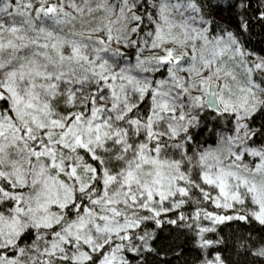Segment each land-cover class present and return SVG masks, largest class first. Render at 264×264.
Listing matches in <instances>:
<instances>
[{"label": "snow or ice", "instance_id": "obj_1", "mask_svg": "<svg viewBox=\"0 0 264 264\" xmlns=\"http://www.w3.org/2000/svg\"><path fill=\"white\" fill-rule=\"evenodd\" d=\"M0 264H264V0H0Z\"/></svg>", "mask_w": 264, "mask_h": 264}]
</instances>
